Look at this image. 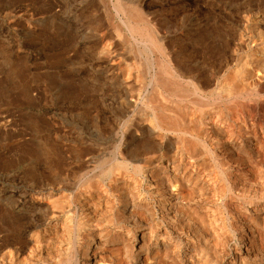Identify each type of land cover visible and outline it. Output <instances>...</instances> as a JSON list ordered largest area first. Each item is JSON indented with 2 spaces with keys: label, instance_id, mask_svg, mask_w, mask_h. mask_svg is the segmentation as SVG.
<instances>
[{
  "label": "rangeland",
  "instance_id": "1",
  "mask_svg": "<svg viewBox=\"0 0 264 264\" xmlns=\"http://www.w3.org/2000/svg\"><path fill=\"white\" fill-rule=\"evenodd\" d=\"M263 52L264 0H0V264H264Z\"/></svg>",
  "mask_w": 264,
  "mask_h": 264
},
{
  "label": "bare ground",
  "instance_id": "2",
  "mask_svg": "<svg viewBox=\"0 0 264 264\" xmlns=\"http://www.w3.org/2000/svg\"><path fill=\"white\" fill-rule=\"evenodd\" d=\"M115 6H116V4H115ZM126 6V5H125ZM127 7V6H126ZM117 9V8H116ZM129 10V9H128ZM119 11V10H118ZM128 12V11H127ZM126 12V13H127ZM131 13V12H130ZM123 14V13H122ZM128 14H129V12H128ZM127 16V15H126ZM133 16H134V14H133ZM128 17L130 18V16L128 15ZM137 17L139 18V16L137 15ZM136 16H134V18H137ZM133 18V17H132ZM131 18V19H132ZM133 18V20H135ZM137 18V19H138ZM140 20V19H139ZM136 21V20H135ZM138 21V20H137ZM139 22V21H138ZM135 24V23H134ZM255 24H258V22H256ZM142 26V25H141ZM135 27V26H134ZM139 28V27H138ZM128 30V29H127ZM136 30H138V29H136ZM140 30V29H139ZM254 30V29H253ZM258 30L259 29H257V28H255V32H256V34L258 33ZM146 32V31H145ZM251 32V31H250ZM259 35H261V34H259ZM139 36H141V35H139ZM254 36H255V34H254ZM249 37V36H248ZM252 38H254V37H252ZM148 40V39H147ZM256 40V39H255ZM259 40V39H258ZM153 45V44H152ZM169 46V45H168ZM108 50V49H107ZM109 51V50H108ZM158 53V52H157ZM175 54V53H174ZM257 58V57H256ZM163 60V59H162ZM153 61V60H152ZM178 61V60H177ZM257 61H259L260 63H264V52L263 53H260L259 54V58H257ZM148 62V61H147ZM147 64V63H146ZM159 65V64H158ZM173 65V64H172ZM171 66V65H170ZM262 66V65H261ZM148 67V66H147ZM152 68V67H151ZM181 68V67H180ZM163 70V69H162ZM168 74V73H167ZM186 74V73H185ZM154 78V77H153ZM167 79V78H166ZM160 80V79H159ZM160 82V81H159ZM165 82V81H164ZM174 83V82H173ZM172 84V83H171ZM166 85H168V84H166ZM176 86V85H175ZM178 86V85H177ZM179 88V87H178ZM165 90V89H164ZM174 90V89H173ZM191 91V90H190ZM185 92V91H184ZM191 92H193V91H191ZM167 93H168V91H167ZM177 94V93H176ZM189 94V93H188ZM190 94H192V93H190ZM196 94V93H195ZM174 95V94H173ZM193 95V94H192ZM178 96V95H177ZM180 97H181V95H180ZM186 97V96H185ZM169 99V98H168ZM181 99V98H180ZM208 99H210V98H208ZM201 101V100H200ZM156 102V101H155ZM162 102V101H161ZM164 103V102H163ZM193 103V102H192ZM158 104V103H157ZM159 104H161V103H159ZM199 104V103H198ZM165 105H167L166 103H165ZM174 105V104H173ZM162 106V105H161ZM160 106V107H161ZM164 106V105H163ZM165 107L166 106H164V107H161L160 109L161 110H164L165 109ZM131 108V107H130ZM167 108V107H166ZM176 108V107H175ZM159 109V108H158ZM160 111V110H159ZM167 111V109L164 111V112H166ZM174 111V110H173ZM156 112V111H155ZM172 112V111H171ZM178 112V111H177ZM124 113V112H123ZM154 113V112H153ZM175 114V113H174ZM169 115V114H168ZM142 117V116H141ZM194 117V116H193ZM190 119V118H189ZM142 120V121H141ZM165 120H166V118H165ZM182 120V119H181ZM139 121H141V124H140V128L139 129H144L146 126L148 127V128H150L153 132H156V135L158 136V138H161V136L159 135L160 133H159V131H157V129H156V127L157 126H159V125H161V124H158L156 127H155V123H154V121L155 120H153V118H151V116H149V117H147L146 119L145 118H140L139 119ZM182 121H184V120H182ZM164 122H166V121H164ZM157 123V122H156ZM186 124V123H185ZM184 124V125H185ZM188 124V123H187ZM139 125V124H138ZM162 126V125H161ZM174 126H179L178 124L177 125H174ZM168 127V126H167ZM184 128H185V126H183ZM187 127V126H186ZM166 128V127H165ZM181 127H179L178 128V131L179 132H181V133H187V131H185V129L183 128V129H180ZM162 129V128H161ZM169 129V128H168ZM188 129V128H187ZM149 129H147V131H148ZM130 131V130H129ZM168 130L166 129V132H167ZM177 130H175V132H176ZM198 131V130H197ZM200 131V130H199ZM150 132V131H149ZM178 132V133H179ZM194 132V131H193ZM177 133V132H176ZM188 133H191V131L190 132H188ZM197 133V132H196ZM193 134V133H192ZM167 135V134H166ZM179 136V135H178ZM190 136V135H189ZM199 136V135H198ZM182 137V136H181ZM200 137V136H199ZM163 138V137H162ZM187 138V137H186ZM186 138H185V140H186ZM183 139V138H182ZM183 141H184V139H183ZM143 142V141H142ZM139 145V144H138ZM133 147V146H132ZM183 147H186V145L185 146H183ZM161 148V144L160 143H155V145L153 146L152 145V149L155 151H158L159 149ZM144 149H146L144 152H147L149 149L150 150H152L151 149V146H150V144L148 145H145V148ZM128 150H130V149H128ZM185 150H187V148H185ZM184 150V151H185ZM191 151L193 150V149H190ZM188 151H189V149H188ZM135 152V151H134ZM187 152V151H186ZM175 154V153H174ZM174 154H173V156H174ZM195 156H196V154H195ZM137 157V156H136ZM144 157V156H143ZM164 157V156H163ZM150 158V157H149ZM149 158H147L148 160H146V161H148V163L146 164V165H148L149 166V168L150 169H157L158 167H159V163H160V159H158L157 157L156 158H154V157H152V159L153 160H149ZM165 159H167L168 160V162H170V163H172V160H173V157H169V158H166L165 157ZM125 160V159H124ZM141 160V159H140ZM138 162H141V161H139L138 160ZM135 164V163H134ZM145 165V164H144ZM145 165V166H146ZM137 167H139V165L137 166ZM162 176V175H161ZM125 190V189H124ZM69 223V222H68ZM93 236H90V237H87L88 239H87V243H86V246H87V248H91L92 246H93V244L94 243H96L95 242V240L92 238ZM3 245V244H2ZM5 245V244H4ZM1 246V245H0ZM3 249V248H2ZM2 249H0V250H2ZM0 253H1V251H0ZM16 254V253H15ZM2 256V255H1ZM60 264H70V261L69 260H66L65 262H62V263H60Z\"/></svg>",
  "mask_w": 264,
  "mask_h": 264
}]
</instances>
